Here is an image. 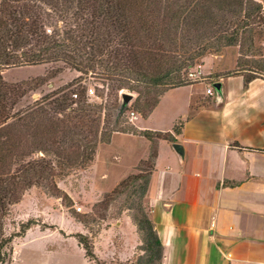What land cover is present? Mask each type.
<instances>
[{
	"label": "trees",
	"instance_id": "trees-1",
	"mask_svg": "<svg viewBox=\"0 0 264 264\" xmlns=\"http://www.w3.org/2000/svg\"><path fill=\"white\" fill-rule=\"evenodd\" d=\"M261 36L264 2L259 0H0V264L13 253L14 238L39 224L30 218L7 234L11 206L34 186L62 193L53 179L55 169L86 168L98 144H110L116 132L140 136L150 147L148 157L133 167L139 173L127 175L110 193L125 194L118 216L129 215L140 251L130 262L113 264H161L163 244L143 200L158 141L175 142L184 122L179 119L171 131L161 132L120 119L130 108L147 118L167 90L198 83L188 77L190 67L229 46L240 47L238 68L215 80L240 73L247 86L264 78V63L254 58L261 54L255 44ZM42 64L56 65L50 76L7 81L2 75L10 68ZM64 68L92 72L114 90L112 127L107 129L106 121L101 126L100 108L86 101L85 89L79 94L69 89L72 84L16 109L26 85L42 86ZM120 89L136 93L130 107L129 102L123 105V98L118 102ZM199 105L194 100L191 110ZM85 216L73 218L89 231ZM74 236L89 260L104 264L94 253L92 233Z\"/></svg>",
	"mask_w": 264,
	"mask_h": 264
},
{
	"label": "crops",
	"instance_id": "crops-1",
	"mask_svg": "<svg viewBox=\"0 0 264 264\" xmlns=\"http://www.w3.org/2000/svg\"><path fill=\"white\" fill-rule=\"evenodd\" d=\"M216 81L222 83L219 95L214 88L211 94L199 95L196 84L172 88L147 118L136 116L135 126L153 131H171L177 120L184 122L175 135V142L183 146V156L173 148L174 142L158 141L144 196L163 244L161 264H264V78H255L247 86L240 73ZM214 82H206L207 87ZM178 90L186 93L180 106L174 99ZM194 100L200 105L192 111ZM163 116L169 126L160 125ZM122 135L138 138L145 151L132 160L124 174L113 178L115 186L146 158L150 147L140 136ZM116 223H121L124 242L132 239L139 244L126 212ZM82 227L83 232L75 233L88 234ZM112 230L108 226L105 232ZM93 247L98 257L94 239ZM84 257L95 264L85 251Z\"/></svg>",
	"mask_w": 264,
	"mask_h": 264
},
{
	"label": "rangeland",
	"instance_id": "rangeland-1",
	"mask_svg": "<svg viewBox=\"0 0 264 264\" xmlns=\"http://www.w3.org/2000/svg\"><path fill=\"white\" fill-rule=\"evenodd\" d=\"M259 1L264 2V0ZM255 44L261 54L254 58L260 63H264V36L257 37ZM239 53V46H229L220 52L207 54L203 57L202 64L194 65L188 69V77L198 82L195 89H199V95H207L206 82L211 84L220 74L232 73L238 68ZM55 67L56 65L52 64L21 66L7 69L3 71L2 75L7 81L29 80L35 76H50ZM262 73L264 76V72ZM69 84H72L69 89H73L78 94L80 90L85 89L86 101L100 108L101 126L105 121L107 129L113 126L114 90L112 92L107 82L92 72L85 74L64 68L61 73L46 80L42 86L34 88L35 83L30 82L26 85V95L16 104V109H24L42 97L55 93ZM90 88L93 92L89 94ZM124 92L132 94V99L128 104L130 107L136 93L120 89L117 93L118 102H121ZM72 96L73 99L78 97L75 93ZM174 99L177 106L183 105L186 93L178 90L175 92ZM74 107L78 108L80 104L76 103ZM131 109L124 112L120 123L122 121L130 125L137 123L139 119L137 120L136 116L138 114ZM179 110L180 107L177 108V111ZM169 122L164 116L160 119L161 126H169ZM122 134L128 133L116 132L113 134L110 144H98L97 158L96 155L94 157L95 166L89 163L86 168L77 167L68 171L55 169L53 179L62 193L53 194V189L50 194L44 189L34 186L24 193L18 203L11 206L5 219L4 227L7 234L17 231L19 224L30 218L37 219L39 226H34L22 237L14 238L13 253L4 264H93L84 257V251L78 246L74 236L75 231L83 232L84 228L71 217H82L84 214L89 220L88 235L92 233L97 248L95 251L104 264L130 262L137 257L140 252L137 250L138 244L132 239L124 242L120 230L121 223L119 225L116 223L118 213L124 206L125 194L118 197L110 195V193L115 187V183L111 184L113 178L124 174L127 167L138 156L144 154L145 147L138 138ZM108 162L109 164H107ZM146 168L147 164H145L142 173H146ZM135 173H139V171L131 169L127 172L128 175ZM120 181L121 179L116 181V185ZM143 202L146 204L144 200ZM77 206H80L81 210L78 211ZM103 217H107L106 221L102 220ZM126 221L129 230L132 231L133 226L127 217ZM108 226L113 229L111 233L105 232Z\"/></svg>",
	"mask_w": 264,
	"mask_h": 264
},
{
	"label": "water",
	"instance_id": "water-1",
	"mask_svg": "<svg viewBox=\"0 0 264 264\" xmlns=\"http://www.w3.org/2000/svg\"><path fill=\"white\" fill-rule=\"evenodd\" d=\"M212 87L214 88V90L216 91V93L219 95L221 93V88H222V83L220 81H216L212 84ZM122 98H123V105H125L127 102H129L132 99V94L131 93H122ZM173 148L175 149V151L180 154L181 156H183L184 154V149L183 146L180 143H176L174 142L172 144Z\"/></svg>",
	"mask_w": 264,
	"mask_h": 264
},
{
	"label": "built area",
	"instance_id": "built-area-1",
	"mask_svg": "<svg viewBox=\"0 0 264 264\" xmlns=\"http://www.w3.org/2000/svg\"><path fill=\"white\" fill-rule=\"evenodd\" d=\"M92 92H93V91H92V89L90 88V89H89V94L92 93ZM206 92H207L208 94H211V93L213 92V87H212V86L207 87ZM76 209L79 211V210H81V207H80V206H77Z\"/></svg>",
	"mask_w": 264,
	"mask_h": 264
}]
</instances>
